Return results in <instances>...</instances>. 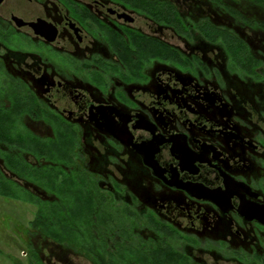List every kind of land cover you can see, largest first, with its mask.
Here are the masks:
<instances>
[{
    "label": "flooded vegetation",
    "instance_id": "1",
    "mask_svg": "<svg viewBox=\"0 0 264 264\" xmlns=\"http://www.w3.org/2000/svg\"><path fill=\"white\" fill-rule=\"evenodd\" d=\"M227 4L0 0V197L24 210L0 241L264 264V15Z\"/></svg>",
    "mask_w": 264,
    "mask_h": 264
},
{
    "label": "rangeland",
    "instance_id": "2",
    "mask_svg": "<svg viewBox=\"0 0 264 264\" xmlns=\"http://www.w3.org/2000/svg\"><path fill=\"white\" fill-rule=\"evenodd\" d=\"M243 9L246 10L249 15L255 16L256 18L263 16V12L257 9H246V7ZM23 211L24 210L22 207H18L17 204L10 205L9 203H5L4 199L0 197V233L3 234L5 231H7V233L14 234L12 235L14 236V239L19 240L20 238L17 234H15V230H13V227L15 226V224L22 222V218H24ZM4 240L8 241V239ZM5 241H0V250L4 253H0V264H17V260L15 258H18L20 260V264H27V257L23 254L24 249L19 250L14 244L13 247H11L7 243H5Z\"/></svg>",
    "mask_w": 264,
    "mask_h": 264
},
{
    "label": "trees",
    "instance_id": "3",
    "mask_svg": "<svg viewBox=\"0 0 264 264\" xmlns=\"http://www.w3.org/2000/svg\"><path fill=\"white\" fill-rule=\"evenodd\" d=\"M215 1L222 4L223 6H228L227 1L229 0H215ZM232 1H235L237 5L240 6L241 8L246 7V9L253 8L262 11L264 15V0H232ZM261 22L262 24H264V20H262ZM0 193L8 195V193L5 192L4 190L0 191Z\"/></svg>",
    "mask_w": 264,
    "mask_h": 264
}]
</instances>
